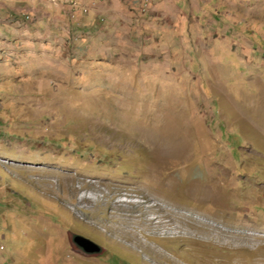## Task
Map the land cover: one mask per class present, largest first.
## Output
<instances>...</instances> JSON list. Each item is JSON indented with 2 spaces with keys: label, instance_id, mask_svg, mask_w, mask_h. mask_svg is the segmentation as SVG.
<instances>
[{
  "label": "rangeland",
  "instance_id": "obj_1",
  "mask_svg": "<svg viewBox=\"0 0 264 264\" xmlns=\"http://www.w3.org/2000/svg\"><path fill=\"white\" fill-rule=\"evenodd\" d=\"M200 219L264 236V0H0V263L264 264Z\"/></svg>",
  "mask_w": 264,
  "mask_h": 264
},
{
  "label": "bare ground",
  "instance_id": "obj_2",
  "mask_svg": "<svg viewBox=\"0 0 264 264\" xmlns=\"http://www.w3.org/2000/svg\"><path fill=\"white\" fill-rule=\"evenodd\" d=\"M185 131V130H184ZM176 132V131H175ZM154 133H146L145 134V137L147 138H154ZM159 137V136H157ZM172 137H170L171 139ZM162 139V138H160ZM174 140V139H173ZM157 141V140H156ZM169 141V140H167ZM174 142V141H173ZM183 143H185V140L183 137H181L178 142L176 143H173V144H169L168 147L166 146H163V151H161L162 154H166L168 148L170 147L172 150L175 148H183ZM182 145V147L180 146H176V145ZM160 146V145H159ZM180 150V149H179ZM182 150V149H181ZM180 150V151H181ZM184 150V148H183ZM187 151V150H186ZM182 152V151H181ZM180 152V153H181ZM185 152V151H184ZM170 153V152H169ZM177 153V152H176ZM170 155V154H169ZM173 155V154H172ZM178 155V153H177ZM176 155V156H177ZM180 155V154H179ZM169 158V157H167ZM63 177V176H62ZM221 177V176H220ZM224 177V176H223ZM71 178V177H70ZM225 178V177H224ZM214 180H210L208 181L207 184H202L200 185L199 187L197 186L196 189H194L193 191H189V194L193 195L192 197H194L196 200H198L199 202H208V203H219V202H222L223 200V196L222 194L220 193V183H221V180L220 178L218 177V179L216 178H213ZM197 182V181H196ZM226 182V181H225ZM195 185H198L195 183ZM192 190V189H191ZM136 192H138L136 189H135ZM145 196V195H143ZM86 196L85 195H80L79 197V201H82L83 199H85ZM150 200V202L153 203L154 206H156L157 209L159 210H162L163 212L164 211H167L165 212V215L172 218V214L170 213L171 210L167 209L165 206H163L160 202H157L154 200V198L152 197H146ZM147 199V200H148ZM165 205V204H164ZM155 208V207H153ZM173 212V211H172ZM175 213V212H174ZM178 214V213H177ZM177 214L173 215L174 216V219L177 217ZM190 214V213H189ZM183 216V215H182ZM152 219L154 218V216H150ZM188 217V216H187ZM192 217V216H191ZM185 219V218H183ZM198 219V218H197ZM217 219V218H216ZM215 219V220H216ZM155 220V219H154ZM201 221H198V220H193L192 221V229L194 231H198L199 234L201 235H197L196 233H191L190 231V235H188V233L186 232L184 235L185 237L187 238H192L193 240L196 239V240H200V241H203V242H213L215 244H218L220 246H223V247H229V248H233V247H242L244 245L246 246H251V245H264V236L261 235L260 233L256 232L253 230V227L247 223H242V222H239L237 223L235 226L234 224H231L229 222H227L228 225L230 226H233L236 228V230H230V231H226V229H221L217 224L214 225L210 222H206V220H202L200 219ZM219 221V220H218ZM217 221V223H218ZM174 223H172V225H170V232L172 229H175L176 233L181 235V232L179 231V226L175 221H173ZM212 222V221H211ZM214 222V221H213ZM222 222V221H221ZM143 223H148V222H143ZM150 223V222H149ZM182 223V222H181ZM222 225V224H221ZM225 225V224H224ZM242 225L243 228H240V229H243V230H247V231H242V230H239L238 228ZM166 229V228H165ZM238 229V230H237ZM153 234V233H152ZM155 235V234H154ZM137 243H141L139 242V240H137ZM143 244V243H142ZM147 245V244H146ZM216 245V246H218ZM245 247V246H244ZM222 248V247H221ZM236 248V249H237ZM254 248V247H253Z\"/></svg>",
  "mask_w": 264,
  "mask_h": 264
},
{
  "label": "water",
  "instance_id": "obj_3",
  "mask_svg": "<svg viewBox=\"0 0 264 264\" xmlns=\"http://www.w3.org/2000/svg\"><path fill=\"white\" fill-rule=\"evenodd\" d=\"M71 243L86 254H98L101 252V246L92 239L74 234L71 236Z\"/></svg>",
  "mask_w": 264,
  "mask_h": 264
},
{
  "label": "clouds",
  "instance_id": "obj_4",
  "mask_svg": "<svg viewBox=\"0 0 264 264\" xmlns=\"http://www.w3.org/2000/svg\"><path fill=\"white\" fill-rule=\"evenodd\" d=\"M0 245H2L4 248L5 246L3 244L0 243ZM5 250V249H4ZM4 250H1V251H4ZM3 256H0V259L2 258ZM0 264H8L5 260H2Z\"/></svg>",
  "mask_w": 264,
  "mask_h": 264
}]
</instances>
